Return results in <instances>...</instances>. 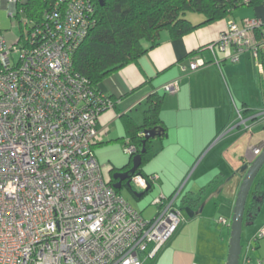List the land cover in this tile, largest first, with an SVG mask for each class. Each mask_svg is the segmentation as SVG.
I'll return each mask as SVG.
<instances>
[{
  "label": "built area",
  "instance_id": "obj_1",
  "mask_svg": "<svg viewBox=\"0 0 264 264\" xmlns=\"http://www.w3.org/2000/svg\"><path fill=\"white\" fill-rule=\"evenodd\" d=\"M17 1L4 0L10 15L22 12ZM61 1L63 8L40 23L18 16L25 30L13 43L0 34V264H146L182 219L176 193L155 195L156 211L144 217L103 176L94 152L97 121L113 101L72 65L94 4ZM262 25L259 17L231 19L206 47L216 61V51L236 61L249 49L264 71V36L254 31ZM203 63L192 58L186 69ZM161 89L175 91L176 81ZM156 177L135 172L132 189L142 191ZM254 233L256 241L264 226Z\"/></svg>",
  "mask_w": 264,
  "mask_h": 264
},
{
  "label": "crops",
  "instance_id": "obj_2",
  "mask_svg": "<svg viewBox=\"0 0 264 264\" xmlns=\"http://www.w3.org/2000/svg\"><path fill=\"white\" fill-rule=\"evenodd\" d=\"M251 17L264 21V0L255 6L241 5L226 17L198 25L177 37L162 29L155 44L145 41V50L135 60L97 84L98 90L113 101L98 116L94 146L98 162L105 158L111 162L109 177L128 159L115 163L108 153L103 158L101 152L123 146L125 119L141 123L146 100L157 90L162 94L159 116L165 135L152 138V154L141 166L142 172L156 173L157 177L147 190L134 195L140 198L150 190L152 199L159 193H176L173 205L181 212L187 204L197 209L204 200L200 212L182 214L175 232L148 264H226L231 208L240 176L235 174L222 184L217 194L215 189L235 168L250 162L253 147L261 149L264 145V71L260 72L249 49L242 50L236 61L216 51V61L206 46L216 41L229 20L241 24ZM189 20L198 23L202 18ZM196 57L204 63L193 70L186 69ZM172 80L176 81V90L163 91L161 86ZM238 110L243 121L237 116ZM254 194L261 201L255 216L242 223L238 264H244L245 258L249 264H264V236L252 239L254 232L264 226V165L246 203ZM220 216L226 218V223L217 221Z\"/></svg>",
  "mask_w": 264,
  "mask_h": 264
},
{
  "label": "trees",
  "instance_id": "obj_3",
  "mask_svg": "<svg viewBox=\"0 0 264 264\" xmlns=\"http://www.w3.org/2000/svg\"><path fill=\"white\" fill-rule=\"evenodd\" d=\"M262 1L92 0L93 21L73 52V68L98 89L97 84L104 76L135 60L145 50L143 44L145 41L150 45L155 44L162 29L168 30L172 37H177L198 25L222 19L241 5L255 6ZM63 5L64 2L61 0H26L16 3L23 16L36 23L44 20L53 10H61ZM187 10L201 13L202 20L193 23L184 17ZM254 31L257 38L263 37L264 25ZM161 101L162 94L154 90L146 100L141 123H136L130 117L125 119L126 137L121 138V141H124V144L127 142L133 144L135 150L128 153V160L120 168L129 166L131 156L144 146L145 150L141 152V163L136 172L145 174L141 166L152 154L150 144L153 137L144 138V130L155 128L160 132L158 137L165 135V127L159 116ZM116 190L119 192V189ZM260 201L261 197L258 194L249 199L244 208L243 221L255 216Z\"/></svg>",
  "mask_w": 264,
  "mask_h": 264
},
{
  "label": "water",
  "instance_id": "obj_4",
  "mask_svg": "<svg viewBox=\"0 0 264 264\" xmlns=\"http://www.w3.org/2000/svg\"><path fill=\"white\" fill-rule=\"evenodd\" d=\"M26 0H22L24 2ZM3 0L0 3V6H3ZM102 3V2H101ZM160 132L155 128H150L144 130V138L154 137L158 135ZM259 152L250 159V162H244L239 165L237 168L230 172L228 176H226L222 183L218 184L215 193L217 194L221 188L222 184L227 182L230 178H232L235 174L240 176V181L237 184V190L235 194L234 204L232 209V214L230 218V236H229V245H228V254L226 264H238V257L241 252V229L243 223V216L245 211V206L247 202V196L249 195L250 189L252 187L253 181L258 174V171L264 165V145L260 147ZM145 150L144 146L141 147L140 151L133 154L130 158V164L126 169L115 170L111 173V184L114 188L119 189L122 187L121 183L124 181V185L132 190V192L136 195H139L141 192L132 189L130 183V176L131 174L135 173L137 168L140 166L141 163V152ZM150 187L148 185L144 190H147ZM204 204V200L200 202L197 209H192L190 205L183 206L184 212L188 216H192L200 212L202 206ZM181 209V208H180Z\"/></svg>",
  "mask_w": 264,
  "mask_h": 264
},
{
  "label": "rangeland",
  "instance_id": "obj_5",
  "mask_svg": "<svg viewBox=\"0 0 264 264\" xmlns=\"http://www.w3.org/2000/svg\"><path fill=\"white\" fill-rule=\"evenodd\" d=\"M2 0H0L1 3ZM22 1V0H21ZM3 6H0V28L2 30L3 37L6 43L9 45L15 41L18 35L24 32L25 28L23 22H19V17H23V13L19 12L18 16L10 15L9 10L3 0ZM201 13H197L194 10H187L184 13V17L188 19H192L193 21L197 20L201 17ZM98 146V145H97ZM95 148V147H94ZM103 158L106 157V153H108L112 159H114L115 163H123L125 160L128 159V152L124 150L123 146L119 147H108L105 148L102 152ZM99 161V160H98ZM102 170L103 176L107 179L109 177V168L111 166V162L108 161L106 158L102 159L99 162ZM120 193L122 194L123 198H125L134 208L142 213L144 217L152 216L156 211V206H154L151 202V191L148 190L142 197L137 198L135 197L134 193L131 189L126 186H122L120 188ZM178 205V203H176ZM183 215L184 212H181ZM185 218V216H183ZM182 221V219H181ZM180 221V222H181ZM179 222V224H180ZM153 259V258H152ZM148 260L147 264L152 260Z\"/></svg>",
  "mask_w": 264,
  "mask_h": 264
},
{
  "label": "flooded vegetation",
  "instance_id": "obj_6",
  "mask_svg": "<svg viewBox=\"0 0 264 264\" xmlns=\"http://www.w3.org/2000/svg\"><path fill=\"white\" fill-rule=\"evenodd\" d=\"M128 167V166H127ZM127 167H125V168H121V170H123V169H126ZM118 170H120V169H118ZM132 175V174H131ZM131 177V176H130ZM111 177H109V179H110ZM110 181H112V180H110ZM121 185L122 186H124V181H122V183H121Z\"/></svg>",
  "mask_w": 264,
  "mask_h": 264
},
{
  "label": "clouds",
  "instance_id": "obj_7",
  "mask_svg": "<svg viewBox=\"0 0 264 264\" xmlns=\"http://www.w3.org/2000/svg\"><path fill=\"white\" fill-rule=\"evenodd\" d=\"M20 2H21V0H20Z\"/></svg>",
  "mask_w": 264,
  "mask_h": 264
}]
</instances>
